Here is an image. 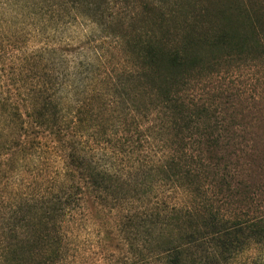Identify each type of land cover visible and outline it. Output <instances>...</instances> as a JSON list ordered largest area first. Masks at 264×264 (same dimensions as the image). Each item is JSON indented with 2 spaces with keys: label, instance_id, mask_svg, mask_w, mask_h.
<instances>
[{
  "label": "trees",
  "instance_id": "16d2710c",
  "mask_svg": "<svg viewBox=\"0 0 264 264\" xmlns=\"http://www.w3.org/2000/svg\"><path fill=\"white\" fill-rule=\"evenodd\" d=\"M59 2L122 47L134 97L126 156L139 158L126 187L147 197L157 184L162 200L146 211L169 254L184 245L174 263L201 247L224 262L264 247V0ZM51 105L32 110L65 139ZM98 171H83L92 185Z\"/></svg>",
  "mask_w": 264,
  "mask_h": 264
},
{
  "label": "rangeland",
  "instance_id": "374dc122",
  "mask_svg": "<svg viewBox=\"0 0 264 264\" xmlns=\"http://www.w3.org/2000/svg\"><path fill=\"white\" fill-rule=\"evenodd\" d=\"M58 2L0 0V264H264L260 246L228 262L201 247L174 263L184 245L169 254L146 211L162 200L157 184L147 197L126 187L139 158L126 156L134 97L122 47ZM35 102L52 103L68 137Z\"/></svg>",
  "mask_w": 264,
  "mask_h": 264
}]
</instances>
